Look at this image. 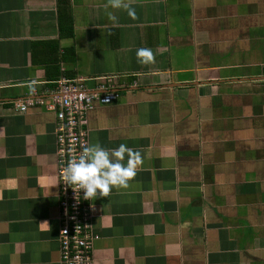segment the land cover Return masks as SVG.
Here are the masks:
<instances>
[{
    "label": "crops",
    "instance_id": "1",
    "mask_svg": "<svg viewBox=\"0 0 264 264\" xmlns=\"http://www.w3.org/2000/svg\"><path fill=\"white\" fill-rule=\"evenodd\" d=\"M58 3L0 0V264L61 262L58 121L18 106L62 79L118 94L89 144L143 160L91 202L94 264H264V0H70L71 37Z\"/></svg>",
    "mask_w": 264,
    "mask_h": 264
},
{
    "label": "built area",
    "instance_id": "2",
    "mask_svg": "<svg viewBox=\"0 0 264 264\" xmlns=\"http://www.w3.org/2000/svg\"><path fill=\"white\" fill-rule=\"evenodd\" d=\"M54 84L57 89L53 93L58 92L60 96H56L49 104L42 100L29 101L18 108L21 113H26L29 108L41 106L56 115L62 222L60 264H94L92 200L83 198V190L76 193L71 186L66 185L62 170L68 160L78 158L82 148L90 145L86 129L88 116L101 107L117 102L119 95L112 92L103 96L90 95L82 80L62 79Z\"/></svg>",
    "mask_w": 264,
    "mask_h": 264
},
{
    "label": "clouds",
    "instance_id": "3",
    "mask_svg": "<svg viewBox=\"0 0 264 264\" xmlns=\"http://www.w3.org/2000/svg\"><path fill=\"white\" fill-rule=\"evenodd\" d=\"M134 2L135 0H107L104 7L123 9L130 17L136 18L132 7ZM108 15L110 19H115L112 13ZM136 59L140 64L148 65L155 62V55L150 48L141 47L136 50ZM27 87L30 93H35L32 83L27 84ZM142 163L140 152L125 144L106 149L97 143L85 145L78 158L68 160L62 176L66 185L71 186L76 193L83 190V198L90 201L97 196L109 197L113 188L127 189Z\"/></svg>",
    "mask_w": 264,
    "mask_h": 264
},
{
    "label": "trees",
    "instance_id": "4",
    "mask_svg": "<svg viewBox=\"0 0 264 264\" xmlns=\"http://www.w3.org/2000/svg\"><path fill=\"white\" fill-rule=\"evenodd\" d=\"M58 10H59V27L61 31V36L64 37H71L73 35V17H72V10L70 5V0H59L58 3ZM56 75L51 78V81H56Z\"/></svg>",
    "mask_w": 264,
    "mask_h": 264
}]
</instances>
